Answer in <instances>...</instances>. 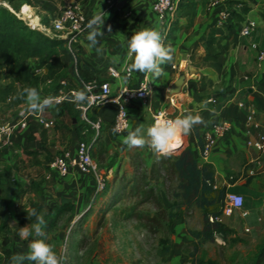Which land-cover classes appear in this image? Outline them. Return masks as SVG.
Here are the masks:
<instances>
[{"label": "crops", "instance_id": "crops-1", "mask_svg": "<svg viewBox=\"0 0 264 264\" xmlns=\"http://www.w3.org/2000/svg\"><path fill=\"white\" fill-rule=\"evenodd\" d=\"M30 1L26 5L39 24L45 21L50 23L61 8L59 4L50 6V3H54L53 0ZM75 1L81 5L87 22L100 8L108 15L102 28L104 34L97 38L99 45L90 46L85 28L75 41L77 50L74 47L73 57L60 49V59L65 62L60 70L61 74L67 72L72 61L78 68L77 55L78 69L84 78L106 79L112 91L123 83L135 85L143 73L133 72L125 82L122 77L109 76L106 67L120 66L127 61V41L138 27L155 28L159 31L158 21L150 8L152 0H115L110 6L104 0ZM212 1L193 0L189 15L182 13L178 16L168 42L164 43L174 50L172 60L162 65L163 72L159 77L148 75L153 86L151 96L153 93L155 96L147 110L163 107L166 111L169 108L171 112H176V115H185L187 112L199 114L204 121L197 125L199 133L210 122L222 119L229 121V129L216 140L206 159L212 167L213 183L217 185V189L206 191L205 194L213 197V203L219 206V190L241 193L246 196V203L250 207L247 208L246 220L252 222L258 211L264 218V148L258 150L246 144V140L264 134V64L258 68L254 63L256 50L264 45V22L259 14L261 8L258 0ZM231 3L247 6L244 13L256 20V26L247 36L238 33L237 24L227 26L217 15L219 8ZM27 17L29 18V14ZM23 20L26 21L25 18ZM108 25H111V32L108 31ZM207 32L212 33L220 51L216 60L203 61L201 58ZM25 63L35 65L36 59L27 58ZM245 75L247 78H244ZM176 78H181V82L177 91L172 93L176 95L180 110L169 106L165 99L169 86ZM208 95L216 96L214 110L204 100ZM238 102L243 103L241 107H238ZM247 104L254 108V124L244 125ZM1 106H10L9 101H0ZM126 108L129 125L125 134L146 106L143 107L139 99H131L126 103ZM113 110L112 103L90 110L91 117L98 116L101 119L96 141H106L107 136L112 133L110 119ZM7 112L0 110V122L13 118L14 113L10 115ZM44 113L57 116L59 125L45 129L31 121L27 129H14L7 144L0 143V217H14L18 220L24 215L28 219L30 202L41 205L37 213L45 206L50 212H54L57 205L65 201L71 202L73 209H77L86 194L94 191L93 176L79 171L74 165H70L64 175L53 174L49 179L42 177L45 161L61 148L73 152L79 138L78 122L70 108L56 105L46 109ZM29 133H33V137L28 138ZM116 137L122 138L124 135L117 134ZM186 139L191 146L195 144L192 150L196 154L198 143L193 130L186 135ZM28 149L35 151L27 152ZM111 168L108 167L106 176ZM249 210L252 211V216Z\"/></svg>", "mask_w": 264, "mask_h": 264}, {"label": "rangeland", "instance_id": "rangeland-1", "mask_svg": "<svg viewBox=\"0 0 264 264\" xmlns=\"http://www.w3.org/2000/svg\"><path fill=\"white\" fill-rule=\"evenodd\" d=\"M65 1L53 0L50 6H62ZM30 2L18 1V5ZM0 5L9 7L5 0H0ZM19 14L21 19L37 23L28 5ZM42 24L49 25L48 21ZM154 96L155 93L150 102ZM15 109L16 105L0 107L10 115ZM168 110L165 115L171 119L182 116ZM153 113L147 108L141 111L128 130L141 127L146 135L147 128L153 123ZM127 132L121 134L126 136ZM122 139L110 133L106 141L95 140L92 144L91 156L104 181L101 190L86 194L77 209L66 210L55 218L54 212L46 206L38 211L46 222L44 236L39 238L53 246L62 257V264H194L191 263L192 257L213 258L217 264H250L257 246L264 239L262 213L256 212L252 222L235 213L224 216L222 223L230 229L229 232L224 235L213 232L210 239H203L199 234L203 226L202 213L217 211L218 204L205 194L212 202L200 207L194 194L183 195L181 181L171 162L184 146L190 145L185 135L179 136L180 143L166 155L154 152L147 144L128 148ZM194 145H190L191 148ZM109 166L112 168L106 176ZM140 174L144 178L137 184L138 189L131 188V179ZM147 187L152 189V195L140 202L142 191ZM243 199L244 206L250 208L246 196L243 195ZM132 205L135 211L155 214V220L126 216ZM33 223L35 217L28 220L23 215L20 221L14 217H0V264H11L14 254H27L30 241L36 237L23 239L19 232L21 227L30 228ZM194 241H197L196 249ZM2 247H7L9 253L4 254ZM23 264L35 262L25 260Z\"/></svg>", "mask_w": 264, "mask_h": 264}, {"label": "built area", "instance_id": "built-area-1", "mask_svg": "<svg viewBox=\"0 0 264 264\" xmlns=\"http://www.w3.org/2000/svg\"><path fill=\"white\" fill-rule=\"evenodd\" d=\"M114 2L115 0H104V3L108 6L112 5ZM183 2L184 0H152L150 3L151 11L158 21L159 32L163 37L164 43L168 42L172 27L176 23L178 16L182 14L181 7ZM214 2L215 0L212 1V3ZM258 2H260L259 7L261 9L259 14L261 16V13L264 14V0H258ZM241 6L242 5L239 3L228 4V6L219 8L217 15L222 21H226L228 18L231 22H235L231 16V12H241ZM19 7L16 14H18ZM241 15L242 19L236 23L238 25V33L241 36H247L256 26V20L247 16L244 12H241ZM86 25L87 18L81 5L75 0H66L48 26L42 25L36 28L49 36L63 38L64 52L73 57L74 47L72 43L80 38ZM126 50H128L127 47ZM127 63L128 60L120 66L108 65L106 67V72L111 77H122L124 79V77L128 76V73L124 70ZM254 63L258 68L264 64V45L256 50ZM27 65L37 73L45 71L44 67H37L36 64ZM171 66L174 67V65ZM177 66L179 67V65ZM130 77H128V79ZM244 78H247V76L245 75ZM80 89H87L90 100L85 104L77 105L71 102V94L73 91ZM152 89L153 86L149 76L143 73L135 85L123 83L112 91L106 79L94 77L89 79L79 78L73 61L67 69V72L55 79H45L39 87L41 96L58 97L60 98V102L56 105L65 104L70 107L72 112L76 114L78 132L80 135H84V137H80L76 140L73 152L67 148H61L54 152L44 163L42 177L44 179H49L53 174L64 175L68 167L74 165L79 171L90 173L94 180V190H101L104 181L97 171V167L91 156V146L99 134L101 119L98 116L91 117L90 110L105 103H112L114 105V110L110 119V129L111 132L116 135L121 134L129 125L126 103L131 99H139L142 105L150 109ZM165 99L169 106H172L176 110H180L175 93H167ZM204 100L208 103L209 107L214 110L217 104L216 96L208 95ZM242 104V102L237 103L238 107H241ZM246 110L243 121L244 125L254 124L253 106L247 104ZM153 111V122L156 119H171V117L165 115L167 111L163 107L155 108ZM31 121L37 126L45 129L55 127L60 123L57 116H48L45 113L35 115L26 114L23 101L16 107L13 118L0 122V129H3V131H0V143L7 144L14 129H27ZM229 127L230 123L225 119L210 122L202 127L199 133L200 143L197 144L196 152L198 162L206 161L216 140L222 137ZM114 129L120 130L114 131ZM89 131H91L90 134H88ZM246 144L255 149L262 150L264 148V134H260L255 139L246 140ZM211 185L212 188H217L215 183L212 182ZM218 207L220 209L218 214L207 215L209 221L216 220L222 222V217L230 216L234 213L238 214L240 217H246L248 214V210L244 206L242 194L233 190L224 191L221 203Z\"/></svg>", "mask_w": 264, "mask_h": 264}, {"label": "trees", "instance_id": "trees-1", "mask_svg": "<svg viewBox=\"0 0 264 264\" xmlns=\"http://www.w3.org/2000/svg\"><path fill=\"white\" fill-rule=\"evenodd\" d=\"M9 7L0 5V101L8 100L10 105H17L22 103L23 100L20 98V92L25 86L36 87L39 91L40 85L45 79H55L61 75L60 70L65 66V62L60 59L59 51L63 48V38L49 36L39 29L33 28L39 26V23L26 20L31 26L25 24L22 19L16 14L18 10V1L30 2V0H5ZM193 3V0H185L182 3L181 11L185 15H189V9ZM26 6L23 5L22 8ZM247 6H241V12H245ZM241 12H231V16L236 24L242 19ZM261 19L264 22V14L261 13ZM229 22V23H228ZM225 23L230 26L232 23L227 18ZM73 47L77 50L75 42L72 43ZM220 55V51L215 45V40L212 37L211 32H207L204 38V52L202 54V60H216ZM35 58L37 67H44L45 71L37 73L33 71L26 63L27 58ZM79 57L76 55V65L79 68ZM77 68L78 77L84 78ZM57 106L68 107L65 104ZM70 108V107H68ZM73 117L76 118V114L73 113ZM198 126H194L193 132L197 137V143H200ZM43 132V131H42ZM86 136V135H85ZM28 138L33 137V133L27 134ZM84 135L79 134V138ZM35 150H28L27 152H33ZM171 165L178 175L181 183L183 195L192 193L195 195V202L198 206L204 207L205 205L212 202V199L207 198L205 195L206 191H212L217 188H212V167L209 162L201 161L198 162L196 154L193 152L190 145H186L182 148L181 152L175 156L172 160ZM144 178L143 174L138 175L135 179L132 178L131 188L138 189L137 184ZM224 190H219L217 194V200L219 205L223 196ZM152 195V189L147 187L142 191L141 198L139 201H145ZM158 201L157 197H154ZM40 204L30 202L29 210L35 209L36 212L40 207ZM135 206H130L126 216H135L138 219H145L146 221H154L156 216L148 215L141 211H135ZM66 210H73V204L65 201L57 205L53 218ZM220 212L218 207L217 211H212L209 214L216 215ZM208 213L203 211V226L199 231V234L203 239H210L213 232H217L221 235L229 232V228L220 221H209L207 218ZM29 220H33L34 216L29 217ZM20 221V219H18ZM151 227L150 224H147ZM2 241L6 242L5 237H2ZM194 249L197 247V241L193 243ZM1 251L4 254H8L9 250L7 247H2ZM190 255H193L191 252ZM194 264H217L213 258H206L201 260L199 258H193ZM250 264H264V239L257 246L254 253L253 259Z\"/></svg>", "mask_w": 264, "mask_h": 264}, {"label": "clouds", "instance_id": "clouds-1", "mask_svg": "<svg viewBox=\"0 0 264 264\" xmlns=\"http://www.w3.org/2000/svg\"><path fill=\"white\" fill-rule=\"evenodd\" d=\"M108 14L100 10L93 13L88 20L86 29L90 46L99 45V36L104 32L105 18ZM111 32V25H108ZM127 60L125 71L128 76L124 77L125 82L133 72H141L152 77H159L164 65L173 58V49L170 45H165L161 33L155 28L138 27L133 31L127 41ZM127 92V91H125ZM20 98L24 101L25 113L30 115L42 114L46 109L54 107L60 102V98L53 96L42 97L36 87L25 86L20 92ZM90 100L87 89L75 90L71 94V102L82 105ZM203 118L199 114L187 112L175 119H156L146 130V135L141 127L128 130L123 137L122 143L128 148L143 147L146 144L156 153L166 155L174 146V141L181 135H189L194 126L203 123ZM120 129H114L119 131ZM3 131V129H0ZM28 217H35V223L31 227H21L19 235L23 239L35 236L28 245L27 254H14L11 257V264H23L25 260L35 262V264H62V257L57 254L53 246L46 243L39 237L44 236L43 228L46 222L42 215L35 209L27 211Z\"/></svg>", "mask_w": 264, "mask_h": 264}, {"label": "water", "instance_id": "water-1", "mask_svg": "<svg viewBox=\"0 0 264 264\" xmlns=\"http://www.w3.org/2000/svg\"><path fill=\"white\" fill-rule=\"evenodd\" d=\"M181 82V78H176L173 83L169 86V92H176ZM51 151V150H50Z\"/></svg>", "mask_w": 264, "mask_h": 264}, {"label": "bare ground", "instance_id": "bare-ground-1", "mask_svg": "<svg viewBox=\"0 0 264 264\" xmlns=\"http://www.w3.org/2000/svg\"><path fill=\"white\" fill-rule=\"evenodd\" d=\"M25 4H26V3H22V4H21V6H20V8H19V11H18V15H20L19 12L21 11L22 6L25 5ZM26 24H28V23L26 22ZM36 27H41V25L39 24V26H36ZM180 140H181V139H179V137H178V138L174 141V146H173V147H175L176 145H178V144L180 143Z\"/></svg>", "mask_w": 264, "mask_h": 264}]
</instances>
